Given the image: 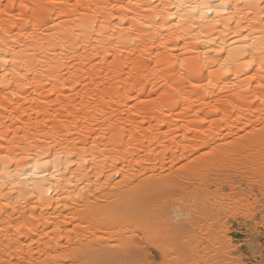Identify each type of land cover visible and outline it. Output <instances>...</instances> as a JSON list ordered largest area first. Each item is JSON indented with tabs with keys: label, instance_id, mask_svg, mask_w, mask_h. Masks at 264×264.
Instances as JSON below:
<instances>
[{
	"label": "bare ground",
	"instance_id": "obj_1",
	"mask_svg": "<svg viewBox=\"0 0 264 264\" xmlns=\"http://www.w3.org/2000/svg\"><path fill=\"white\" fill-rule=\"evenodd\" d=\"M13 2L0 264H264V0Z\"/></svg>",
	"mask_w": 264,
	"mask_h": 264
},
{
	"label": "snow or ice",
	"instance_id": "obj_2",
	"mask_svg": "<svg viewBox=\"0 0 264 264\" xmlns=\"http://www.w3.org/2000/svg\"><path fill=\"white\" fill-rule=\"evenodd\" d=\"M17 5L13 2V0H9L8 3H0V14L8 15L13 9H15ZM20 10L28 8L29 6L26 4H22L19 6ZM88 264H100L97 261H89ZM184 264H188V262H184ZM195 264V262H193ZM200 264H205L204 261H201ZM207 264H212L211 261H208ZM234 264H242V262H234Z\"/></svg>",
	"mask_w": 264,
	"mask_h": 264
},
{
	"label": "rangeland",
	"instance_id": "obj_3",
	"mask_svg": "<svg viewBox=\"0 0 264 264\" xmlns=\"http://www.w3.org/2000/svg\"><path fill=\"white\" fill-rule=\"evenodd\" d=\"M262 235H261V242L264 243V228L261 229Z\"/></svg>",
	"mask_w": 264,
	"mask_h": 264
}]
</instances>
